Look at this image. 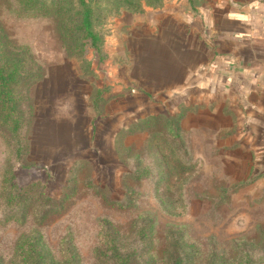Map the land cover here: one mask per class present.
<instances>
[{
	"label": "rangeland",
	"instance_id": "obj_1",
	"mask_svg": "<svg viewBox=\"0 0 264 264\" xmlns=\"http://www.w3.org/2000/svg\"><path fill=\"white\" fill-rule=\"evenodd\" d=\"M134 2L135 10L99 0L101 48L86 45L77 55L56 17L23 18L0 7L11 44L32 59L18 90L19 142L0 124V172L15 167L18 186L35 198L20 224L13 216L22 212L0 196V264H15L17 240L39 229L36 216L47 204L63 206L40 228L60 262L74 251L78 264H101L95 251L105 218L125 234L126 250L139 248L141 264H162L171 229L184 237L191 264L264 256V157L244 140L250 121L242 100L213 86L219 74L212 69L230 53L219 50L216 24L206 23L211 10L220 16L217 0ZM105 86L110 93L98 114L92 101ZM165 145L191 166L175 188L160 182ZM140 172L147 175L136 180ZM139 216L155 223L146 248L129 234Z\"/></svg>",
	"mask_w": 264,
	"mask_h": 264
},
{
	"label": "trees",
	"instance_id": "obj_2",
	"mask_svg": "<svg viewBox=\"0 0 264 264\" xmlns=\"http://www.w3.org/2000/svg\"><path fill=\"white\" fill-rule=\"evenodd\" d=\"M97 1L99 2V0H0V7L4 5L7 10L23 18L56 17L62 38L70 43L68 50L73 55H77L85 50L86 45L97 50L101 48L103 34L101 30L97 29L100 25ZM123 1L129 5L132 4L134 10L138 8L134 0ZM156 1L161 4L163 2V0ZM28 53L29 50L26 47L11 44L0 22V124L9 130L13 137L17 138V142H19L18 136L23 126V112L18 90L20 83L25 80L28 73V61H32L28 57ZM109 93L110 90L107 86L96 92L92 102L98 114H102ZM167 121H171V118H167ZM160 148L159 160L163 167L160 182L167 188H175L182 182V175L189 173L191 166L184 163L181 158H171V151L168 150L171 148L169 145ZM145 175L147 174L140 172L133 177L136 180H141ZM16 180L17 170L15 167L6 166L0 172V196L4 199L5 204L12 209V212L14 210L22 212L19 216H13V219L24 224L25 219L30 215L35 198L31 196L29 190L21 189ZM74 195V191L67 193L64 201ZM104 199L113 206L126 207L121 201L108 200L106 196ZM45 201L51 203L53 200L51 196H47ZM47 206L45 212L36 216V225L39 226V229L30 234H22L17 240L15 264H78V254L74 251L60 262L55 260L49 250L40 228L52 215L62 212L63 206L57 208L52 204H47ZM138 220H142V224H138ZM129 234L132 237L135 236L144 248L150 246L155 237L154 220L147 216H139L132 222ZM262 235L264 238V231ZM125 237L123 231L111 220L105 218L100 221L99 245L95 252L101 264H141L138 247L132 248L131 252L123 247L121 238ZM165 240H169V242L159 257L162 264H191L194 256L186 249L188 244L184 241L182 234L178 236L177 231L171 229ZM214 263L225 264L226 260ZM230 264H264V256L257 259L249 254H243Z\"/></svg>",
	"mask_w": 264,
	"mask_h": 264
},
{
	"label": "crops",
	"instance_id": "obj_3",
	"mask_svg": "<svg viewBox=\"0 0 264 264\" xmlns=\"http://www.w3.org/2000/svg\"><path fill=\"white\" fill-rule=\"evenodd\" d=\"M216 6L214 12L220 10L219 18H215L211 10L206 23L209 29L216 24L215 29L220 30L217 44L222 45L219 50L230 53L218 70L212 69L219 74L218 78L216 74L212 77L213 86L219 94L224 92L225 97L234 93L242 100L250 121L244 140L263 158L264 0H217ZM220 18L223 24L219 25L217 19ZM212 67L217 65L214 63Z\"/></svg>",
	"mask_w": 264,
	"mask_h": 264
}]
</instances>
